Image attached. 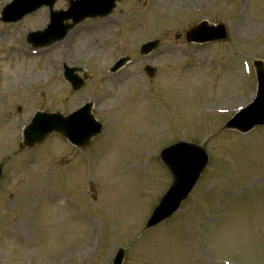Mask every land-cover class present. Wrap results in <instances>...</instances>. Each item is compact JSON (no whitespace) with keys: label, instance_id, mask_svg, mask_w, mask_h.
<instances>
[{"label":"rangeland","instance_id":"1","mask_svg":"<svg viewBox=\"0 0 264 264\" xmlns=\"http://www.w3.org/2000/svg\"><path fill=\"white\" fill-rule=\"evenodd\" d=\"M11 1L0 0V264H112L120 247L124 264H264V126L223 129L256 91L264 0H121L34 52L27 34L48 25L49 9L4 23ZM204 19L228 37L187 42ZM122 56L140 57L107 73ZM63 62L107 77L96 98L104 134L84 151L56 135L21 149L37 111L68 113L92 96L89 83L66 84ZM182 140L202 145L209 164L180 210L147 230L172 180L159 153Z\"/></svg>","mask_w":264,"mask_h":264},{"label":"water","instance_id":"2","mask_svg":"<svg viewBox=\"0 0 264 264\" xmlns=\"http://www.w3.org/2000/svg\"><path fill=\"white\" fill-rule=\"evenodd\" d=\"M42 3H28L26 6L20 4V9H18V17L21 18L24 14L31 12L38 8ZM74 4V1L72 2ZM52 6V5H51ZM114 7V2L109 6L108 9H105L107 14L112 11ZM94 12H97L95 10ZM54 22L50 29L39 35L42 42L45 43L48 39V34L55 31L57 26V15L54 16ZM80 19H76L78 22ZM69 28V27H67ZM203 29V27H202ZM196 30H191L188 33L189 39H193L196 35L194 34ZM200 33V31H198ZM35 36V35H32ZM54 40L58 38L57 36L51 37ZM41 45V44H39ZM157 46V41H152L147 43L144 46V52L147 53L153 50ZM258 80H259V93L255 102L250 105L244 112L243 115L237 118L232 123H228L226 128L232 126H238L241 130L246 131L250 130L257 124L264 123V64L262 62H256ZM152 73L153 71L150 70ZM79 112L71 115L69 117H64L59 113H48V112H39L33 118L32 122L27 126L25 130V143L24 146H33L36 143L44 140L50 133L54 131L65 132L70 138H74L78 133L69 131V126L73 128V125L68 124L71 119L79 116ZM96 134V133H95ZM89 140H85L81 145H86ZM163 161L173 170V183L171 185L168 193L163 197L159 207L154 212L151 220L149 221L147 228H150L165 218L171 216L180 206L183 199H185L196 183L200 173L204 169L205 165L208 162V155L206 151L197 145L187 144V143H178L175 144L162 152ZM198 158V164H193L194 159ZM2 175V169L0 168V177ZM125 258V251L120 250L117 257L114 260V264H123Z\"/></svg>","mask_w":264,"mask_h":264}]
</instances>
